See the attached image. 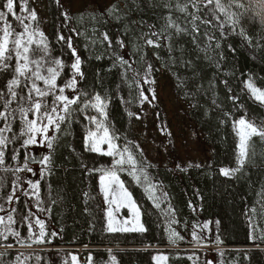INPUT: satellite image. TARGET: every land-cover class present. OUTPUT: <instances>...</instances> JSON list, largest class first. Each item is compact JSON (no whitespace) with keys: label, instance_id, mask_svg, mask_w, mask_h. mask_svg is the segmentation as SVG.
Returning a JSON list of instances; mask_svg holds the SVG:
<instances>
[{"label":"trees","instance_id":"obj_1","mask_svg":"<svg viewBox=\"0 0 264 264\" xmlns=\"http://www.w3.org/2000/svg\"><path fill=\"white\" fill-rule=\"evenodd\" d=\"M221 2L227 6L232 0ZM239 2L243 3V8L233 3L227 9L235 14L233 21H238L235 31H232L233 21H229L225 13L217 10L219 20L210 15L214 5L201 4L197 11L189 0H116L105 9L76 12L63 0H59V3L48 0V15L44 19L33 0H27L28 8L35 9L38 18L35 22L25 23L43 31L48 38L51 56L62 58L65 62L57 83H63L68 76L70 69L67 65L74 59L57 36L71 35L84 73L82 79L77 78L78 90L110 98L107 108L109 120L116 129L126 134L128 140L136 142L143 149V157L136 150L137 158L153 165L147 172L153 183L160 185L157 195L168 194V201L180 223L170 225L171 213L165 215L168 202L162 201L161 209L155 208L143 186L137 185L127 172H121V179L140 206L141 222L147 230L109 232L105 201L99 190L100 173L87 171L85 165L89 169L106 167L112 158L86 150L84 138L89 125L83 115L77 113L70 125H61L60 133L50 134L56 135L57 139L52 149L47 148L45 155H50L51 164L46 167L28 158V149L21 147L24 137L11 142L13 135L19 136L23 127L17 112L12 132L5 133L10 143L5 150V165L0 166V205L5 209L0 211L4 217L0 231L8 225L7 216L11 213L15 223L10 226L19 231L24 239L9 235L7 241L0 240V246L11 243L13 246L37 248H0L3 254L0 255V264H156L155 255L161 251L160 247L167 250L166 264H264V239L260 238L264 235V141L252 137L249 161L241 171L231 177L220 173L223 167L237 166L236 146L239 138L233 121L243 116L257 124L264 122V104L256 101L245 86L251 77L257 87L264 89V12L257 6V0ZM4 3L6 0H0V5ZM15 3L16 13L21 14V0H15ZM177 3H189L188 12L199 17L195 20L198 35L193 29L192 15L179 11ZM167 4L171 8L165 7ZM2 10L6 12V9ZM65 12L68 19L64 16ZM256 13L261 15L257 16ZM169 16L176 27L186 31L178 33L175 27H168ZM7 19L15 31H22L14 17L8 15ZM207 20H212V24L203 23ZM221 24L224 25L223 29ZM2 27L3 21H0ZM241 28L251 43L245 36L239 35ZM69 29H75V32H69ZM153 31L159 33V36L151 37L158 40V48L144 43ZM105 32L112 40L111 47L104 41ZM145 33L149 36L141 38ZM209 37L214 39L209 40ZM120 39L124 41L123 47L117 43ZM138 48L140 51H137ZM117 57H123L132 67L121 66L117 63ZM146 63L153 67L151 78L155 83L151 85L143 84L141 79ZM134 70L139 72L138 77ZM163 71L170 77L174 93L189 107L188 117L209 147L211 158L206 165L199 164L201 167H188L183 171L181 169L189 163H197L176 160L172 164L159 166L150 160L138 137L136 127L142 120L147 101L140 104L139 86L133 80H140L145 95L151 100L150 89L154 88L156 96L157 83ZM11 75L12 69L0 73V89L4 88ZM39 83L43 87V82ZM18 91L23 92V87ZM65 94H70L69 90L66 89ZM45 99L51 103V97ZM150 104L157 109L159 125L165 130L168 145L176 156L173 136L168 135L170 130L166 125L165 111L157 97ZM12 107L16 108L17 104L13 102ZM129 112L134 115L129 116ZM31 118L32 113H29ZM2 124L0 121V126ZM119 143L123 146V137ZM13 150L18 151L17 160L11 159ZM25 160H29V167L35 171V175L27 170H4L5 167H23ZM28 180L39 181L40 207L50 208V211L41 212L35 207L39 201ZM13 185L15 195L9 204L7 198L12 194ZM252 208L256 209L255 214ZM29 209L45 221V240L50 242L34 243L35 237L27 238L28 221L23 224L21 221L29 214ZM121 215L129 220L132 218L128 208H121ZM34 219L33 216V223ZM205 224L208 227H203ZM170 228L179 232L184 239L171 243L168 239ZM193 229L201 239L192 238ZM38 230V226L34 225L33 231ZM52 232L56 235L52 236ZM49 245L60 248H41ZM172 245L186 247L165 248ZM81 246L91 248L82 251L75 248ZM192 246H224L226 249L213 251ZM74 256L76 260L72 259ZM112 257H115V261Z\"/></svg>","mask_w":264,"mask_h":264},{"label":"snow or ice","instance_id":"obj_2","mask_svg":"<svg viewBox=\"0 0 264 264\" xmlns=\"http://www.w3.org/2000/svg\"><path fill=\"white\" fill-rule=\"evenodd\" d=\"M59 3V0H57ZM191 6L197 11L201 4L203 5H214L210 9V15L215 19L219 20L220 17L217 15V10L221 13H225L229 21H233L234 13L228 12L227 9L235 6L238 8H243L244 5L239 0H232L227 6L221 2V0H189ZM189 3L183 5L177 3L176 8L188 15H192L193 29L195 33L199 34V28L195 25V20L199 17L188 12ZM21 14H17L15 11L16 3L15 0H6V3L0 5V21H3V27L0 28V73L6 72L8 69H12L11 78L7 80L3 89H0V121L3 122L0 126V166L5 165V150L10 143L9 137L5 133L12 132V123L16 121L17 116L15 113H19V119L22 121L23 127L20 130L19 136L13 135L12 141L24 137L21 147L27 148L30 145H39L44 142V146L48 149L53 148V142L57 139L56 135H49V132L60 133L61 125L64 123L71 124L72 118L77 113L82 114L83 118L88 122L87 132L84 138L85 148L88 151L99 153L103 156L112 158L108 166H101L100 168H85L89 172L98 171L99 175V190L103 195L104 200L116 209L119 208H129L132 213V218L129 220L125 218L123 220H117L113 215V207H109L107 230L109 232H128V231H138L144 232L147 229L140 222V217L142 215L140 206L133 199L132 193L125 186L124 180L121 179L120 173L127 172L135 180L137 185H141L144 191L148 194V199L152 201L153 205L157 209H161V202H168V208L165 215L171 213L169 219V224H178L179 220L176 219L175 209L172 207L170 201H168V194L165 192L162 196H158L157 192L160 191V185L153 183V179L147 172V169L153 167L150 162H146L144 159H138L136 150L139 151L140 157H143V149L139 147L134 141L128 140L126 134L120 132L116 129L112 122L109 120V113L107 111L108 104L110 103V98L102 97L99 93L89 94L87 92H80L77 88L78 77L83 78V71L81 70L82 60L77 54L76 48L73 47L72 36L60 34L57 36L58 41H63L67 48L70 50L73 61L67 65L70 69L68 76L65 78L63 83L58 84L57 81L65 68V62L62 58L52 57L51 49L49 47L48 38L45 33L39 30L38 27H32L29 23L25 21H37V12L35 9H29L27 6V0H21L20 3ZM257 6L264 12V0H257ZM165 7L171 8L170 4L165 5ZM2 9H6V12ZM115 10V6H113ZM27 13V15H24ZM8 15L14 17L15 21L18 22V26L22 28V31H15L11 24L8 22ZM260 16L261 13H256ZM66 19H68L67 12L64 13ZM83 19V17H81ZM238 21H233L232 31H235V23ZM206 24H212V20L203 21ZM168 27H175L176 32H184L186 29H181L175 26L174 21H172L171 16L168 17ZM223 29L224 25H220ZM69 32H75V29H69ZM79 35V33H77ZM239 35L245 36L249 43L251 39L246 37V34L241 28ZM143 36H149V34H142ZM159 36L157 32H151L149 38H147L144 43L152 47H160L158 40H154L151 37ZM104 41L107 42L108 46H112V40L108 37V34L103 33ZM170 39V37H168ZM196 37L193 36L195 41ZM214 39V37H209V40ZM118 45L123 47L124 41L122 39L117 41ZM170 47V45H169ZM219 48V44L216 45ZM137 51H140L138 48ZM146 55V54H145ZM99 58V57H98ZM13 59H15V64L13 65ZM117 63L121 66L127 65L131 68L132 65L125 60L123 57H117ZM115 66V65H114ZM153 67L150 63H146L145 74L141 77L143 84H154V78H151ZM127 69H125L126 78ZM135 72V70H134ZM135 76H139V72H135ZM39 82H43V87L40 86ZM134 83L139 86V101L142 105L145 101L151 103L152 100L156 99L155 90L151 91V100L145 95L140 80L134 79ZM227 83V82H225ZM131 86V85H130ZM246 88L250 91L254 99L261 104H264V89L257 87L253 82L252 78L245 82ZM23 87V92L18 90ZM69 90L70 94H65V91ZM19 97V98H18ZM46 97H51V103L49 104ZM233 99H238V97H233ZM13 102L17 104L16 108L12 107ZM27 105V106H25ZM92 109L95 111V115H89L88 111ZM29 113H32V118L29 119ZM129 116H133L132 112L128 113ZM139 119V116H136ZM233 127L236 130V134L239 138L237 144V155H236V167L229 168L223 167L220 169V173L225 177H231L235 173L241 171L246 162L249 161V142L252 137H258L261 141H264V122L257 124L254 121H250L245 117H240L238 120L233 121ZM162 131L164 129H161ZM170 136L171 133L169 132ZM124 138L123 146L120 145L119 141ZM106 145V148L104 147ZM75 151V149H73ZM12 160L18 159V151L13 150L11 156ZM31 160L37 163L50 166L51 160L50 155L41 156L38 160L35 155L31 157ZM201 167V165H193L189 163L186 168L181 170L186 171L188 167ZM180 168L179 165H177ZM5 171L20 172L27 170L28 172L35 175V171L29 167V160H25L23 167H5ZM43 174V169L41 170ZM31 189L34 190L36 195L37 203L35 207L41 211H50L49 209H44L40 207L42 201L39 197V181H27ZM15 185H13L12 194L7 198L9 204L12 203L13 197L15 195ZM28 195V193H25ZM87 195V193H85ZM17 202L19 198H16ZM55 203V201H53ZM191 207V203L189 204ZM264 207V205H262ZM195 211V209H193ZM0 211H5L2 205H0ZM14 212L15 209H12ZM162 211H164L162 209ZM251 211L255 214L256 209L252 208ZM28 215L23 217L21 223L28 221L27 231L28 239L33 240L34 243H46L50 241L45 240L46 236V224L43 219L32 212L31 209L28 210ZM35 217L34 223L32 217ZM8 225L4 226L3 231H0V240L7 241L9 235L12 237L23 240L21 233L13 229L10 225L15 223L14 218L11 213L7 216ZM4 224V217L0 216V225ZM34 225L38 226V232L33 231ZM131 225V226H129ZM203 227H208V224L203 225ZM52 236L56 233L52 232ZM193 239H201L197 236L196 231H192ZM264 239V235L260 237ZM168 239L171 243H175L177 240H183L179 232L174 229H169ZM217 239H219L217 237ZM7 248H12L13 244L8 243L3 245ZM0 255H3L0 253ZM19 259V257H17ZM76 260L74 256L72 258ZM91 260V257H89ZM115 261V257H112Z\"/></svg>","mask_w":264,"mask_h":264},{"label":"rangeland","instance_id":"obj_3","mask_svg":"<svg viewBox=\"0 0 264 264\" xmlns=\"http://www.w3.org/2000/svg\"><path fill=\"white\" fill-rule=\"evenodd\" d=\"M73 12L82 11L85 9H105L109 7L116 0H63ZM33 3L37 11L44 19L48 15V0H33ZM46 25V24H44ZM156 97L158 102L163 107L167 122L166 125L169 128L173 142L174 149L176 151L173 155L170 145H168V139L165 136V130L159 125L157 120V109L154 105L147 102L144 105V111L142 114V120L137 125V134L140 138L145 151L152 162L159 166H165L174 163L176 160L183 162H193L201 165H206L210 158L211 153L208 145L204 142L202 134L196 129L195 125L190 121L188 117L189 107L183 102L173 91V85L170 77L166 72H162L156 89ZM89 115H95V111L89 109ZM52 131L49 132V135ZM170 137V136H169ZM106 148V145L104 146ZM29 159L35 155L37 160L47 153V147L44 146V142L39 145H30L27 147ZM33 161V160H31ZM103 197V195H102ZM104 200V198H103ZM105 201V200H104ZM109 207H113V215L117 220H123L126 217L121 215V208L116 209L114 206L109 205L105 201V211L108 212ZM129 209V208H128ZM130 210V209H129ZM1 216V214H0ZM141 222V217H140ZM142 223V222H141ZM131 226V225H129ZM186 246H168L165 248H185ZM5 249L7 247L0 246ZM12 248L24 249V248H37L26 245H16ZM40 248V247H38ZM41 248L59 249L60 247L49 245L42 246ZM81 251L84 248H91V246L75 247ZM191 248H202L206 250H219L226 249L224 246H192ZM233 248V247H232ZM155 255L156 264H166L167 250L162 249Z\"/></svg>","mask_w":264,"mask_h":264}]
</instances>
